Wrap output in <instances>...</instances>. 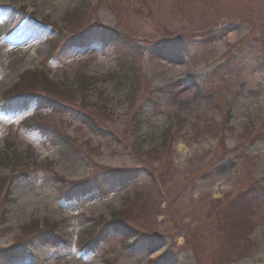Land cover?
<instances>
[{
  "label": "rangeland",
  "instance_id": "374dc122",
  "mask_svg": "<svg viewBox=\"0 0 264 264\" xmlns=\"http://www.w3.org/2000/svg\"><path fill=\"white\" fill-rule=\"evenodd\" d=\"M75 2L0 0V108L5 91L27 70L42 64L52 77L72 86L81 74L93 78L82 106L74 102L76 97L48 96L69 109L65 115L43 106L18 115H5L0 110V154L22 155L30 150L34 156L23 168L0 166V177L5 179L0 191V250L12 247L21 237L25 239L23 225L35 220L58 224V232L68 241L56 249L34 244L22 257L0 264H110L107 260L114 264H264V205L251 219L252 232L248 221L242 225L232 220L222 223L219 215L242 214L241 208L250 202L234 199L242 194L254 198L255 191L264 188V0H147L146 9L140 3L125 1L116 8L124 11L116 15L122 22L114 17L116 11L102 8V25H121L139 44L140 39L157 43H143V51L127 42L134 49L126 48L127 55L121 58L106 42L103 47L97 44L63 52L50 61V40L58 34L44 21L64 26ZM208 28L213 35H208L206 42L197 39L199 35H189ZM162 29H170L172 36L173 32L180 35L188 57L163 46ZM17 54L19 59L13 60ZM228 59L242 61L244 66L233 74L218 71L214 76L215 69ZM126 66L131 72L124 75ZM30 95L45 96L40 89ZM227 111L231 117L228 127L224 120ZM85 112L110 135L91 132ZM133 114L140 122L130 121ZM172 117L184 123L176 125V147L153 156L151 151L158 147ZM38 120L63 130L75 149L58 145L52 129L49 136L42 137L35 126ZM258 132H263L259 143L244 145ZM224 136L226 149L235 150L228 157L222 151ZM101 169L109 176L118 170L138 173L133 180L125 175L124 181L103 183L100 191L81 201L62 199L69 186L58 177L79 181ZM151 176L167 186L173 203L169 217L153 212L151 203L156 195L145 193L146 187L157 190L151 185ZM9 183L10 192L4 198ZM223 197L226 202L221 208L211 202V198ZM127 204H132L124 213L128 227L117 235L108 234L96 254L81 251L82 233L95 227L100 218L109 221ZM142 204L149 207L140 213ZM207 212L212 213L210 218ZM181 226L185 233L199 226L192 243L195 252H177L175 247L176 255L163 259L172 236L176 244L183 245ZM128 228L134 235L126 242ZM243 229L253 233L249 239L256 246L238 238ZM41 233L46 239L51 236L56 244L46 229ZM139 234L150 238L141 239Z\"/></svg>",
  "mask_w": 264,
  "mask_h": 264
},
{
  "label": "trees",
  "instance_id": "16d2710c",
  "mask_svg": "<svg viewBox=\"0 0 264 264\" xmlns=\"http://www.w3.org/2000/svg\"><path fill=\"white\" fill-rule=\"evenodd\" d=\"M83 38H81L79 41L81 42V40H82ZM75 45H77V43L75 42L74 43ZM88 44H90V42L88 41ZM125 71H126V73H128L127 71H128V69H125ZM33 80L30 82V85L32 86V85H34V84H36V82L38 81V77L37 76H35V75H33ZM29 102H31V100H28ZM20 102H18V103H14V105L15 106H17L18 104H19ZM16 108H13V110H15ZM96 125V124H95ZM95 125H93L92 123H90V126L94 129L95 128ZM98 132H100L101 134H103V132L101 131V130H98ZM169 131L168 132H166L165 134H163V140L164 141H167L168 142V140H169ZM60 142L61 143H65L66 141L65 140H60ZM3 163H5V164H7V163H12L13 161H14V159H11L10 157H8V156H5L4 158H2V160H1ZM84 185V184H83ZM84 186H86V184L84 185ZM1 189H2V186H1V184H0V191H1ZM77 189H79V187H77ZM251 191V190H250ZM249 191V192H250ZM248 192V193H249ZM1 193V192H0ZM157 194H158V192H157ZM255 197L253 198V195L252 196H244V194H242V195H240L238 198H236V199H234V202H236V201H238V202H242L244 199H247L249 202L251 201V202H253V201H255L257 198H260V200H259V203H258V205H262V204H264V191H259V190H257V191H255ZM234 202H232V203H234ZM246 207H248V206H245V207H243V208H241V211H244V209L246 208ZM258 207V206H257ZM127 216V215H126ZM126 216H125V214H114L113 215V218H114V221H112V222H106V223H101L100 224V226H97V227H93L91 230H92V232L95 230V229H97V228H100V232L99 233H97V235L98 236H95L96 237V240H98V239H101V237H102V235L103 236H106L108 233H110V232H118V231H120L122 228H125V227H127V223L125 224V222L127 221L126 220ZM131 233H132V231H130L129 232V236L131 235ZM95 245H93L92 246V250L93 249H95Z\"/></svg>",
  "mask_w": 264,
  "mask_h": 264
},
{
  "label": "bare ground",
  "instance_id": "6f19581e",
  "mask_svg": "<svg viewBox=\"0 0 264 264\" xmlns=\"http://www.w3.org/2000/svg\"><path fill=\"white\" fill-rule=\"evenodd\" d=\"M33 52L35 53V51L33 50ZM22 54V53H21ZM16 59H19V55L17 54V55H15V57H14V59L13 60H16ZM9 62H11V61H9Z\"/></svg>",
  "mask_w": 264,
  "mask_h": 264
}]
</instances>
